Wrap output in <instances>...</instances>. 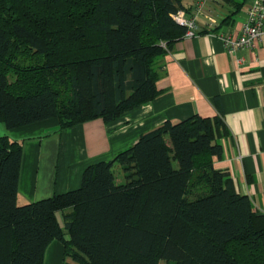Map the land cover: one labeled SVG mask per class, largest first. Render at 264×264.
Instances as JSON below:
<instances>
[{"label":"trees","instance_id":"obj_1","mask_svg":"<svg viewBox=\"0 0 264 264\" xmlns=\"http://www.w3.org/2000/svg\"><path fill=\"white\" fill-rule=\"evenodd\" d=\"M223 1L235 7L224 22L247 2ZM180 8L190 10L185 0H0V119L63 129L154 100L155 61L187 31ZM225 132L219 116L167 120L88 165L80 187L25 204L23 144L0 136V264H44L56 239L75 264H264V215L215 167Z\"/></svg>","mask_w":264,"mask_h":264},{"label":"crops","instance_id":"obj_2","mask_svg":"<svg viewBox=\"0 0 264 264\" xmlns=\"http://www.w3.org/2000/svg\"><path fill=\"white\" fill-rule=\"evenodd\" d=\"M185 2L193 14L194 0ZM234 8L223 0L206 4L197 15L200 31L156 59L159 95L113 121L95 118L63 129L55 118L11 129L0 123L2 135L23 144L18 203L76 189L88 165L114 159L167 120L197 114L223 120L224 152L215 167L264 215V40L229 51L224 34L239 35L246 16L242 9L224 22ZM49 247L52 264H61L64 244L56 239Z\"/></svg>","mask_w":264,"mask_h":264},{"label":"built area","instance_id":"obj_3","mask_svg":"<svg viewBox=\"0 0 264 264\" xmlns=\"http://www.w3.org/2000/svg\"><path fill=\"white\" fill-rule=\"evenodd\" d=\"M216 2L217 0H194L193 14L183 8L177 10L174 18L187 27L186 36H195L200 31L197 15L204 12L206 4L212 5ZM243 10L246 16L239 35L232 37L230 33L224 34V40L231 52L240 47H255L258 42L264 40V0H247Z\"/></svg>","mask_w":264,"mask_h":264},{"label":"rangeland","instance_id":"obj_4","mask_svg":"<svg viewBox=\"0 0 264 264\" xmlns=\"http://www.w3.org/2000/svg\"><path fill=\"white\" fill-rule=\"evenodd\" d=\"M187 1H189V0H187ZM0 123H1V125H4V127H6V128H8L7 126H6V124H5V122H3L1 119H0ZM4 130H2L1 128H0V136L2 135V134H4ZM108 160V159H107ZM98 162V161H97ZM174 165L175 166H177V162H174ZM113 170H114V172L116 173V175H118V176H120V179H121V181H119V180H117V182L119 183V182H122V183H124L125 182V174H124V170H123V168H122V166H121V164L119 163V162H116L115 164H114V166H113ZM40 200V199H39ZM50 248V247H49ZM49 248H48V251H47V253H46V260H45V263L44 264H52V258H51V255H50V252H49ZM61 264H75V262H73L72 261V259L70 258V257H67V258H65L63 261H61ZM159 264H170L168 261H166V260H161L160 262H159Z\"/></svg>","mask_w":264,"mask_h":264}]
</instances>
